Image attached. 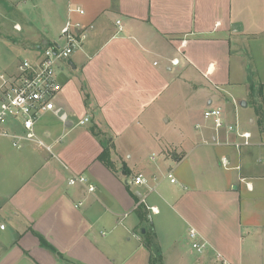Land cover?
<instances>
[{
  "label": "crops",
  "instance_id": "obj_1",
  "mask_svg": "<svg viewBox=\"0 0 264 264\" xmlns=\"http://www.w3.org/2000/svg\"><path fill=\"white\" fill-rule=\"evenodd\" d=\"M55 15L59 32L68 19L86 28L56 74L68 121L46 113L36 123L50 152L0 139V264H150L145 231L161 264H216L213 251L264 264V0H0V45L25 34L39 60L57 41L45 28ZM7 65L0 75L15 76ZM209 107L251 145L215 133ZM104 148L113 171L97 159ZM139 174L147 186L130 185ZM78 175L94 192L68 185ZM189 229L211 249L192 250Z\"/></svg>",
  "mask_w": 264,
  "mask_h": 264
},
{
  "label": "built area",
  "instance_id": "obj_2",
  "mask_svg": "<svg viewBox=\"0 0 264 264\" xmlns=\"http://www.w3.org/2000/svg\"><path fill=\"white\" fill-rule=\"evenodd\" d=\"M69 12L83 15L81 9H69ZM118 24V22L116 23ZM86 37V28L78 23H72L69 19L61 28L57 41L41 50V57L37 61L23 60L18 66L15 76L7 77L0 75V139L9 140L13 148L23 146H35L50 152L51 147L38 138L34 127L41 116L51 113L56 118L65 123L68 115L61 109L56 108L55 100L61 90V84L57 79L58 66L67 62L70 57L78 51ZM156 65V63H154ZM172 67L179 65L177 58L170 61ZM202 118L211 125L215 133L225 131L226 134H234L236 142L231 143L236 149L249 147L252 135L249 131L242 130L237 121L235 124H228L224 111L219 107H209ZM88 122L87 118L78 121V125ZM14 127L19 131L7 129ZM171 184L176 180L171 173L166 175ZM134 187L147 186V179L139 174L134 176L129 182ZM68 185H81L89 193L95 188L89 184L84 176H72L68 179ZM151 212H154L151 209ZM6 225L2 221L0 214V231H4ZM188 239L192 250L201 254L211 249L210 245L194 230H188ZM214 252L216 264H230L220 253Z\"/></svg>",
  "mask_w": 264,
  "mask_h": 264
},
{
  "label": "rangeland",
  "instance_id": "obj_3",
  "mask_svg": "<svg viewBox=\"0 0 264 264\" xmlns=\"http://www.w3.org/2000/svg\"><path fill=\"white\" fill-rule=\"evenodd\" d=\"M9 4L7 5L8 9H12L13 5H11V7H10ZM26 5H28V9L31 10V8H30L31 1H21V2L16 3L17 8H19V9L27 8ZM8 16L9 17L7 18V24L14 26L15 17H11L10 15H8ZM18 22H20V21H18ZM58 22H59V19L57 18L56 15L54 17H51V18H46V20H45V23H46L45 28L49 30V34L47 35L46 38L49 41L57 39V36L59 33V29H58L59 23ZM36 26L40 27L41 25L36 24ZM39 35L41 36L40 32H39ZM8 36L11 38L21 39L20 36L14 37V35H9V34H8ZM29 37L31 38L30 35H29ZM13 40H15V39H13ZM27 40L28 39L26 38V35L22 34V45H5L4 46L5 49H4L3 45H0V68H2V65H5V64H8L7 66H9L10 64L11 65L15 64L14 66H11L12 68H10V66L7 68V69H9L7 71L8 73L10 71L13 72L16 69V67L18 66V64L20 62H22L23 60L34 59L35 53L28 49V46L33 45V43H27L26 42ZM19 43H21V42H19ZM3 54H4V57H3ZM0 72H5V71H2V69H0ZM260 158H261V160H264V156H260Z\"/></svg>",
  "mask_w": 264,
  "mask_h": 264
},
{
  "label": "trees",
  "instance_id": "obj_4",
  "mask_svg": "<svg viewBox=\"0 0 264 264\" xmlns=\"http://www.w3.org/2000/svg\"><path fill=\"white\" fill-rule=\"evenodd\" d=\"M256 115L259 117L258 120V126L261 130V132H264V127L262 126L264 124V121L262 119V113L259 108L255 109ZM112 148V146H111ZM98 161H100L105 167L113 171V163L110 161V155H109V149L104 148L103 152L98 156ZM140 220L143 221L144 218L141 216ZM142 243L146 249H148L151 252V258H150V264H161V257L159 249L154 244V237L151 232L145 231L142 235ZM41 244L43 245V242L41 241Z\"/></svg>",
  "mask_w": 264,
  "mask_h": 264
},
{
  "label": "water",
  "instance_id": "obj_5",
  "mask_svg": "<svg viewBox=\"0 0 264 264\" xmlns=\"http://www.w3.org/2000/svg\"><path fill=\"white\" fill-rule=\"evenodd\" d=\"M46 43H43V45H45Z\"/></svg>",
  "mask_w": 264,
  "mask_h": 264
}]
</instances>
